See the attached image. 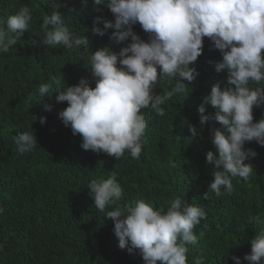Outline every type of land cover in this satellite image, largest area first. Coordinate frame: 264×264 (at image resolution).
Instances as JSON below:
<instances>
[{
    "label": "trees",
    "instance_id": "16d2710c",
    "mask_svg": "<svg viewBox=\"0 0 264 264\" xmlns=\"http://www.w3.org/2000/svg\"><path fill=\"white\" fill-rule=\"evenodd\" d=\"M24 5L32 10L29 30L8 53H0V264H144L138 251L129 254L119 248L114 223L105 217L112 208L99 211L89 195L88 184L108 178L112 171L123 189L121 204L143 198L166 210L170 199L184 196L204 208L207 220L194 229L199 239L188 255V264L198 256L205 257V264H234L232 256L249 264L243 258L250 254V241L261 227L250 223L249 217H264V146L254 141L245 145L257 153L245 161L254 167L248 182L233 179L230 195L217 197L209 191L205 200L214 171L206 163V153L216 151L210 130L221 126L211 120L199 138L191 143L187 139L189 124L201 128L198 106L202 98L214 84L223 88L227 83V73H217L210 63L221 59L219 50L204 39L203 53L193 65L199 75L192 82L185 81L186 93L175 95L163 106V117L151 108L143 110L147 128L140 159H132L126 151L116 160L81 148V137L58 118L67 102L55 101L57 85L48 94L52 97L42 101L38 88L61 76L60 90L77 84L81 77L94 87L88 66L92 51L104 46L119 51L130 40L110 39L112 29L103 37L92 33L96 16L114 21L103 5L94 6V0L86 4L83 0H0V20ZM53 10L60 11L75 32L87 36V48L42 45L43 17ZM133 31L147 40L139 24ZM169 87L161 81L156 92ZM46 103L53 105L51 111L45 110ZM210 113L214 109L208 106L205 115ZM40 117L47 118L44 124ZM260 119H264V105L254 108V120ZM31 129L38 145L31 153L20 154L14 137Z\"/></svg>",
    "mask_w": 264,
    "mask_h": 264
},
{
    "label": "clouds",
    "instance_id": "9594fccd",
    "mask_svg": "<svg viewBox=\"0 0 264 264\" xmlns=\"http://www.w3.org/2000/svg\"><path fill=\"white\" fill-rule=\"evenodd\" d=\"M96 5L108 9L114 21L96 16L92 33L103 37L112 29L110 39L130 43L119 51L108 46L92 51L88 66L94 87L88 78L81 77L77 84L60 90L62 76L53 78L39 85L40 101L57 85L55 101L67 102L58 118L73 135L81 137L83 150L103 152L116 160L127 151L139 160L147 128L143 110L151 108L163 117V106L175 95L186 93L185 81L192 82L199 75L193 65L208 38L221 53L219 61L210 63L217 73H227V83L223 88L214 84L210 94L202 98L198 106L201 128L188 126L189 143L199 138L209 121L221 126L210 130L216 151L206 153V163L214 171L203 198L208 199L209 191L217 197L230 195L233 179L248 182L254 167L245 161L257 153L245 145L254 141L264 146V119L254 120V108L264 105V0H94ZM94 10L102 11L99 7ZM32 20L28 5L0 20V53L17 45ZM137 24L148 34L147 40L133 31ZM42 27L44 46L63 45L72 50L90 45L87 36L75 32L60 11L45 15ZM161 81L170 87L157 93ZM208 106L214 114L205 115ZM44 108L51 111L53 105L46 103ZM46 119L40 117V123ZM14 143L20 154L31 153L38 145L32 129L16 135ZM88 189L99 211L112 208L105 217L114 223L120 249L129 254L138 251L144 264H188V255L199 239L194 229L207 220L202 206L189 203L184 196L170 199L166 210L143 198L131 205L121 204L123 189L115 171L106 179H93ZM249 222L261 227L250 241V254L243 259L249 264H264V217L250 216ZM231 259L241 264L239 257ZM193 264H205V257H195Z\"/></svg>",
    "mask_w": 264,
    "mask_h": 264
}]
</instances>
